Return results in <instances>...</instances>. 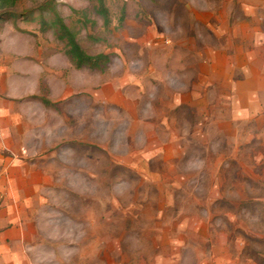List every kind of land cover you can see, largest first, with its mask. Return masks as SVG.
<instances>
[{"label":"rangeland","instance_id":"1","mask_svg":"<svg viewBox=\"0 0 264 264\" xmlns=\"http://www.w3.org/2000/svg\"><path fill=\"white\" fill-rule=\"evenodd\" d=\"M46 1L0 21V158L32 198L27 263L264 264V118L221 113L223 85L183 98L218 36L186 0H105L107 25L98 0H50L110 54L78 68Z\"/></svg>","mask_w":264,"mask_h":264},{"label":"crops","instance_id":"2","mask_svg":"<svg viewBox=\"0 0 264 264\" xmlns=\"http://www.w3.org/2000/svg\"><path fill=\"white\" fill-rule=\"evenodd\" d=\"M186 1L188 5L183 9L188 18L202 19L210 35L218 36V40L214 45L205 41L202 47L207 70L198 83L201 90L194 78L187 83L183 98L196 105L202 98L212 100L216 92L212 86H227V92L218 96L224 100L218 103L219 111L234 117H255L259 122L264 118V0ZM176 96L179 98V93ZM215 106L210 104L209 108ZM3 111L1 108L0 115ZM5 161L0 158V264H28L30 232L21 213L32 198H27L18 186V178L24 175L18 173L20 168Z\"/></svg>","mask_w":264,"mask_h":264},{"label":"trees","instance_id":"3","mask_svg":"<svg viewBox=\"0 0 264 264\" xmlns=\"http://www.w3.org/2000/svg\"><path fill=\"white\" fill-rule=\"evenodd\" d=\"M22 0H0V21L5 19H16L19 16L18 5ZM99 6L97 11L104 15L105 24H110L111 18L109 15V9L105 4V0H98ZM53 2L48 0L42 6L41 10L51 9L55 13L54 24L58 26V37L61 40H65L68 45V54L74 60L78 68L89 67L91 69H100L106 66L110 60V54L99 53L96 55L89 54L83 46L79 43L76 34L67 26L64 22V19L56 11L55 7L52 4ZM27 18L32 17L33 11H26ZM29 14V15H27ZM41 19V29L43 31L47 30V21L45 16L40 14ZM27 20V19H26ZM25 21V20H24ZM44 102L50 105V101L45 99Z\"/></svg>","mask_w":264,"mask_h":264},{"label":"built area","instance_id":"4","mask_svg":"<svg viewBox=\"0 0 264 264\" xmlns=\"http://www.w3.org/2000/svg\"><path fill=\"white\" fill-rule=\"evenodd\" d=\"M2 201V193H1V190H0V203Z\"/></svg>","mask_w":264,"mask_h":264}]
</instances>
